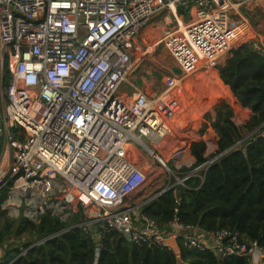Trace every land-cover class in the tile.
<instances>
[{"label": "built area", "instance_id": "2783aa9c", "mask_svg": "<svg viewBox=\"0 0 264 264\" xmlns=\"http://www.w3.org/2000/svg\"><path fill=\"white\" fill-rule=\"evenodd\" d=\"M253 1L0 0V158L11 153L4 164L0 159L6 216L37 223L47 215L67 224L66 230L80 228L97 240L115 231L138 246L172 250L180 239L220 258L238 255L263 264L264 248L238 231L210 232L209 243L197 227L184 224L179 197L165 231L142 212L147 200L131 201L147 182L148 157L166 166L150 143L159 144L174 129L175 111L165 94L182 78L170 75L164 94H150L132 80L149 52L145 46L133 58L139 33L154 16L170 13V27L152 45L164 46L184 76L214 70L237 36L250 31L238 9ZM252 42L264 53L262 41ZM258 132L264 136V121ZM213 145L208 137L205 150ZM216 150L180 185L216 159Z\"/></svg>", "mask_w": 264, "mask_h": 264}, {"label": "trees", "instance_id": "16d2710c", "mask_svg": "<svg viewBox=\"0 0 264 264\" xmlns=\"http://www.w3.org/2000/svg\"><path fill=\"white\" fill-rule=\"evenodd\" d=\"M217 70L222 83L249 110L247 121L235 124L232 108L225 102L216 105L211 123L218 135L217 150L211 156L216 159L188 177L183 186L176 185L145 203L142 212L159 228L168 227L179 197L178 216L184 224L208 233L236 230L243 239L264 248V136L258 132L264 121V53L256 50L252 41L243 42L230 50ZM3 82L6 86L8 75ZM205 148L203 141L192 142L190 150L196 158L193 168L207 161ZM4 198L2 192L0 204ZM3 217L8 218L0 208V221ZM10 220L0 228V248L8 234H15L14 227L33 231L38 238L50 237L33 247L35 241L7 250L3 253L5 264H179L178 257L181 264H250L245 256L220 258L210 249L187 248L180 239L174 251L157 244H131L115 231L97 240L80 228L66 230L67 224L47 215L37 223L25 218Z\"/></svg>", "mask_w": 264, "mask_h": 264}, {"label": "rangeland", "instance_id": "374dc122", "mask_svg": "<svg viewBox=\"0 0 264 264\" xmlns=\"http://www.w3.org/2000/svg\"><path fill=\"white\" fill-rule=\"evenodd\" d=\"M238 12L246 16L251 29L245 35L237 36V39L234 42V47L246 41H254L258 43L262 41L264 44V0H255L248 5L245 4L238 9ZM236 19L238 20L239 17ZM163 32L155 33L147 42L144 43L149 52H147L145 56H142V60L138 62L135 74L148 75L152 78L155 84L154 87H158L159 85V89L161 88V90H159L160 94H164V92L167 91L166 82L171 80V77H169L170 75L166 76V74L174 72V75L177 77H182L180 81L176 82L178 86L176 88H172L171 91L165 94L170 97L169 107L176 113L170 121L171 123L173 122L175 128L170 134L166 135L164 141L162 140L159 144L150 143L158 149L159 153H161L159 156L162 158L166 166L162 165L161 162L148 157L149 164L146 166L148 169L145 168L146 170L144 172L148 175L147 182L139 193H134L131 198L133 203L134 201L136 203L142 202L144 199L148 202L158 195L155 194L157 191L160 190V193L163 189L180 184V180L184 176V169H187V167H185L183 162H181L182 158L177 159L178 156L173 158V155L175 153L178 155L182 153V150L177 151V149L183 146L184 138L181 144V141L179 143L173 139L174 133L180 132L183 136L185 129L190 126L193 128L201 127L203 130L205 125H207L205 121L210 122L208 113L210 111H214V107L222 102L227 103L232 108L234 112L233 121L235 124L243 125L249 116V110L242 107L239 101L233 96L230 89L222 83L218 76V70H216L217 68L214 70L201 69L185 76L182 75L176 61L168 53L166 48L161 45H152L156 40L163 36ZM138 50L137 52L134 50L132 54L133 58H136L138 55ZM227 57V55L224 56V59H227ZM221 61L222 63L220 64H223L224 61ZM146 71L149 72L147 73ZM163 77H165V81H163ZM161 78L162 80H160ZM2 87L3 89H7L8 82L6 86L2 84ZM248 135L249 134H246L244 137ZM144 153L148 155L146 150H144ZM185 156L186 157L184 159L187 160L189 157L187 155ZM195 168L191 167L190 170L194 171ZM150 170L152 171L151 173ZM154 170L157 175L154 174ZM139 198L141 199L138 200ZM5 220H10V218L3 217L2 221H0V228H2ZM13 230L15 234H8L0 248L4 253L11 248H22L26 243L33 241H35L34 243H37L44 238H38L37 234L33 231L17 230V227H14ZM23 253L24 250L20 253V255Z\"/></svg>", "mask_w": 264, "mask_h": 264}, {"label": "crops", "instance_id": "0c3cea01", "mask_svg": "<svg viewBox=\"0 0 264 264\" xmlns=\"http://www.w3.org/2000/svg\"><path fill=\"white\" fill-rule=\"evenodd\" d=\"M257 1H260V0H257ZM178 11L180 12L181 10L179 9ZM186 19H187V16H185L183 20H186ZM172 21H173V17H172V15L170 13L162 12V13L154 16V18L152 19L151 23L148 26H146L145 28H143L141 30V32L139 33L138 37L136 38V44H135L136 45V52L139 49L138 52L140 53V51L145 47L144 43L147 42L152 37V35H154L155 33L163 32L165 29L169 28L170 27V22H172ZM223 61L225 62L226 58L223 59ZM221 63H222V61H221ZM136 67H138V64H137ZM175 67H176V65H175ZM176 69H177V67H176ZM135 70H134V73L131 75L132 80L139 87L144 88L150 94H153V93L154 94H158L159 90H161V88L159 89V85H158V87L157 86L154 87L155 84H154V80L152 78H150L148 75H143V74L137 75V73L135 74ZM146 72L148 73L149 71H146ZM169 75H174V72L166 74V76H169ZM164 78L165 77H163V81H165ZM160 80H162V78ZM226 87H228V86H226ZM123 90L129 91L127 89V86L123 87ZM175 115H176V113H174L173 117ZM208 118L210 119V122L212 123V121H214V119H215V111H210L208 113ZM210 122L209 121H205V123L207 125H205L203 130L201 129V127L200 128H198V127L193 128L192 126H190L189 128L185 129V132H184L183 136L180 134V132H176V133L173 134V137H174L173 139L176 140L179 143L181 141V144H182L183 138H184L183 146L180 145L181 148L177 149V151L182 150V153L180 155L175 153L173 155V158H175L176 156H178L177 159H181L182 158L181 162H183V164L185 165V167H187V169H190L191 167H193V165L196 162V158H195V156L192 155L191 150H190V146H191L192 142H197V141H200V140L202 141L203 140L205 142V145L207 146L208 137L211 139V141H212V143L214 145L210 146V148L208 150H205L204 156H208L209 154H211L212 153L211 152L212 149H215V150L217 149L218 135H217L215 129L212 127ZM173 126L175 128L174 124H173ZM165 137L163 138V141H164ZM185 144H186V146H185ZM183 149H185V150H183ZM184 154L189 157V158H187V160L184 159L186 157ZM10 157H11V153H10V150H8V151H6L4 153L3 156H1L0 159L3 162V164H4L5 162H7L10 159ZM190 171H192V170H190ZM154 174H156L155 170H154ZM185 174H187V173L184 172V175ZM159 191H157L155 194H158ZM140 199L141 198H139L138 200H140ZM145 200L146 199L142 200V202H144ZM134 203H136V202L134 201ZM144 205L145 204H143L142 207ZM161 227L166 229V230L169 229V227H166L165 225H162ZM195 231L197 233H199L202 236V238L205 239L207 242L213 243L214 240H213L212 236L210 235V233L204 232L203 230H201L199 228H196ZM173 245L174 246H173L172 250L177 251V243L173 242ZM177 257H178V255H177ZM178 262H179V264L182 263V261L180 260L179 257H178Z\"/></svg>", "mask_w": 264, "mask_h": 264}, {"label": "water", "instance_id": "95a60500", "mask_svg": "<svg viewBox=\"0 0 264 264\" xmlns=\"http://www.w3.org/2000/svg\"><path fill=\"white\" fill-rule=\"evenodd\" d=\"M164 191H166V189H164V190H162L160 193H162V192H164ZM160 193H158V194H160ZM93 234V233H92ZM40 242V241H39ZM38 244V243H37ZM99 245L100 244H97V247H99ZM33 246H35V244L34 245H32L31 247H33Z\"/></svg>", "mask_w": 264, "mask_h": 264}]
</instances>
